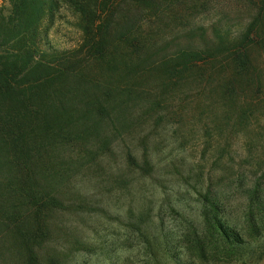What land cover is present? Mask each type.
Masks as SVG:
<instances>
[{
	"label": "rangeland",
	"instance_id": "1",
	"mask_svg": "<svg viewBox=\"0 0 264 264\" xmlns=\"http://www.w3.org/2000/svg\"><path fill=\"white\" fill-rule=\"evenodd\" d=\"M156 1L136 12L121 0L112 38L136 33L147 43L143 59L111 73L101 67L92 74V64L100 87L118 91L108 117L77 128L79 138L69 137L52 154L54 172L43 187L58 207L48 214L49 234L38 251L42 264H264V219L258 234L241 219L250 187L258 184L264 199V56L258 44L251 50L257 68L251 87L227 69L211 73L207 62L181 77L159 69L184 49L210 47L216 31L237 41L258 15V0H171L176 8L165 16ZM7 7L0 0V12ZM146 13L155 17L135 29ZM61 14L48 32L49 46L73 49L80 35ZM117 20H125L119 31ZM230 87L235 92L225 94ZM208 191L220 193L222 215L244 232L236 257L196 249L198 242L208 245L200 216ZM0 264H22L1 233Z\"/></svg>",
	"mask_w": 264,
	"mask_h": 264
},
{
	"label": "trees",
	"instance_id": "2",
	"mask_svg": "<svg viewBox=\"0 0 264 264\" xmlns=\"http://www.w3.org/2000/svg\"><path fill=\"white\" fill-rule=\"evenodd\" d=\"M124 1L136 12L150 2ZM6 2L7 9L0 12V233L22 264H42L38 251L49 234L48 214L58 207V201L43 187L54 172L52 154L69 137L79 138L77 128L106 121L112 95L118 92L101 88L90 67L93 64L92 74H99L101 67L111 73L119 64L139 63L147 43L136 33L112 38L121 0ZM155 4L163 16L176 8L171 0H157ZM61 12L71 18L80 35L73 49L49 46L48 32ZM153 17L144 14L135 29ZM117 24L115 30L119 31L125 20ZM224 34L214 32L210 47L184 49L159 69L181 77L197 62H207L211 73L218 74V67L227 69L236 82L251 87L250 78L257 82V68L251 60L256 44L258 55L264 56V0H258V15L237 41L229 43V36ZM259 69L258 91L262 88ZM230 92H235L232 87L225 94ZM259 189L254 184L246 191L241 217L251 234H258L264 219ZM223 203L217 191L202 196L200 216L208 245L197 243L201 255L210 252L233 258L245 246L244 232L237 230L229 216L222 215Z\"/></svg>",
	"mask_w": 264,
	"mask_h": 264
}]
</instances>
